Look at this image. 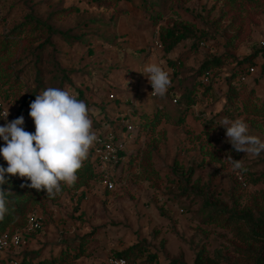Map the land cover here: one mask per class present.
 Wrapping results in <instances>:
<instances>
[{
  "label": "rangeland",
  "instance_id": "374dc122",
  "mask_svg": "<svg viewBox=\"0 0 264 264\" xmlns=\"http://www.w3.org/2000/svg\"><path fill=\"white\" fill-rule=\"evenodd\" d=\"M31 14L83 40L53 37L54 45L39 50L45 32L19 26ZM174 26H187L188 37L167 52L163 30ZM252 54L253 64L242 61ZM263 54L264 0H0V98L7 120L23 115L24 129L34 133L24 99L67 88L87 104L98 137L87 159L109 145L105 166L114 181L112 189L102 176L79 188L64 184L45 205H35L23 223L4 231L22 233L23 241L0 248V264H19L25 252L36 255L33 264H110L116 252L136 244L145 252L141 264L175 258L194 264L202 250L237 254V228L203 221L204 208L208 199L255 216L264 212V152L235 151L217 124L242 118L249 134L264 141ZM218 56L224 64L213 79H202L204 62ZM149 59L171 73L164 98L149 96L152 87L140 72ZM229 155L242 159L246 171H233ZM0 166H8L2 156ZM31 215L38 226L28 230ZM138 260L130 256L131 264Z\"/></svg>",
  "mask_w": 264,
  "mask_h": 264
},
{
  "label": "clouds",
  "instance_id": "9594fccd",
  "mask_svg": "<svg viewBox=\"0 0 264 264\" xmlns=\"http://www.w3.org/2000/svg\"><path fill=\"white\" fill-rule=\"evenodd\" d=\"M140 72L153 89L149 96L164 98L173 86L171 73L151 59ZM124 80L128 88L130 81ZM29 107L34 133L24 129L23 115L8 121L7 109L0 117L5 120L0 126V138L4 141L0 156L8 165L6 168L0 166V186L7 182V174L30 181L21 187L44 190L48 197H56L62 191L61 182L68 187L77 182V172L98 137L87 104L67 88L41 90ZM217 124L226 130L227 142L235 151L254 157L264 152V141L249 134V125L242 118L223 117ZM227 159L233 171H246L242 159L235 160L230 155ZM11 194L0 188V219L8 213L7 197Z\"/></svg>",
  "mask_w": 264,
  "mask_h": 264
},
{
  "label": "trees",
  "instance_id": "16d2710c",
  "mask_svg": "<svg viewBox=\"0 0 264 264\" xmlns=\"http://www.w3.org/2000/svg\"><path fill=\"white\" fill-rule=\"evenodd\" d=\"M100 2L101 0H95ZM130 1V0H128ZM152 5L155 3L152 2ZM29 24V28H35L36 30L41 28L46 36L37 46L39 50L46 47L47 45H54L52 42L53 37H59L68 44H73L75 41L83 40L81 35H74L71 30L61 29L52 25L48 20L37 19L32 14L28 15L25 22L19 24L21 31H25V27ZM163 43L165 44V49L167 52L172 51L178 43L188 37V28L183 26L181 28L174 26L170 28H164L163 30ZM7 46H11V43H6ZM256 54L243 59V62H249L253 64ZM264 57V54H263ZM224 58L221 56L213 57L212 59L204 62L201 68L202 79L210 76L213 79L212 72L215 68L220 67L224 64ZM12 68V66H8ZM262 72H264V62L262 64ZM4 84L10 83V81H4ZM33 96H28L24 99L22 107L30 106ZM1 97V96H0ZM260 110H264V104L259 106ZM0 117L2 113L0 110ZM120 157H130L128 152H119ZM90 158V156H88ZM78 180L73 185L75 188H79L83 185H87L92 179H98L102 175L96 171L94 160L86 159L83 161L81 169L77 172ZM6 183L0 186L3 190L12 193L8 198V213L0 219V236L3 235L7 228L14 227L23 223L27 217L28 211L35 205L42 204L45 205L48 197L46 191H37L36 189L29 188L27 186L21 187V184H29L30 181L26 179L11 178L7 174L5 176ZM102 179V178H101ZM62 183V191L65 189V185ZM11 189V190H8ZM61 191V192H62ZM205 210L207 213L203 216V221H214V220H224L225 224H231L236 227L240 235L239 246L237 249V254L233 257H215L209 255L204 250L198 252L194 264H264V212L259 216H255L251 212H238L234 209H228L223 207L213 206L210 200L205 202ZM226 212V214L224 213ZM245 219L243 220L239 217ZM16 222H18L16 224ZM9 233V232H8ZM137 251V252H136ZM144 249L140 248L138 244L130 246L124 250L116 252V258H124L130 263V256L134 255V260H138L144 257ZM36 255H32L29 252H25L24 258L19 264H33ZM155 258V255L150 256ZM133 261V262H135ZM44 262H38L37 264H42ZM141 264L140 260L135 262ZM133 263V264H135ZM169 264H189L183 258H175Z\"/></svg>",
  "mask_w": 264,
  "mask_h": 264
},
{
  "label": "built area",
  "instance_id": "2783aa9c",
  "mask_svg": "<svg viewBox=\"0 0 264 264\" xmlns=\"http://www.w3.org/2000/svg\"><path fill=\"white\" fill-rule=\"evenodd\" d=\"M0 110L2 114L5 111L1 98H0ZM24 128H26L25 124H24ZM104 147H106L105 150L102 149ZM94 154H95L94 163H95L96 171L100 173L103 177L100 181L105 184V187L112 189L114 187V181L109 176V171L105 166L106 162L110 159V146L107 144H105L104 146H100V148H96L94 150ZM37 226L38 223L36 222L34 216L32 215L29 216L28 230L36 229ZM22 241H23L22 233L20 234L19 232H15L14 234H9L7 232L0 236V248H4L8 244V242H11L14 245H19ZM16 262L17 261H15L14 264H17ZM110 264H129V263L124 258L113 257L110 259Z\"/></svg>",
  "mask_w": 264,
  "mask_h": 264
}]
</instances>
